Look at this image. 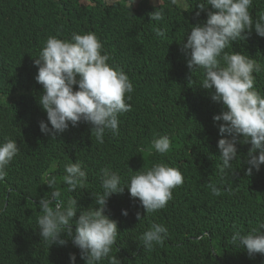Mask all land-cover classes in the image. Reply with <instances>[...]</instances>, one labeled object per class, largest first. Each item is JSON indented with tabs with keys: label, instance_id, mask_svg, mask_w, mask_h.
I'll use <instances>...</instances> for the list:
<instances>
[{
	"label": "trees",
	"instance_id": "1",
	"mask_svg": "<svg viewBox=\"0 0 264 264\" xmlns=\"http://www.w3.org/2000/svg\"><path fill=\"white\" fill-rule=\"evenodd\" d=\"M160 1L0 0V143L8 138L19 147L0 181V264H70V254L76 255V264H85L71 239L65 246L41 240L39 199L52 191L60 192L65 206L75 199L77 219L103 191L102 168L115 171L123 187L135 171L156 163L178 169L183 183L172 190L165 208L151 214L126 187L109 198L105 214L118 227L110 257L117 264H264V255L249 258L231 241L234 231L247 235L264 224V165L245 175L251 144H238L232 168L220 173L217 124L222 122H214L213 116L221 106L209 90L197 87L203 72L197 69L192 75L180 51L192 25L207 19L198 7L204 0ZM156 8L163 10L164 19L150 22ZM251 10L264 14V0H255ZM158 30L166 36L157 37ZM89 32L102 43L107 63L126 73L134 87L125 97L131 110L118 116L119 134L106 132L102 144L85 123L70 126L55 139L39 128L47 116L38 103L42 85L34 79V59L51 36L71 40L73 33ZM248 37L233 49H264V38L254 30ZM255 86L264 93V81ZM164 135L171 147L160 154L152 141ZM75 162L82 164L88 179L84 188L72 192L63 176L65 166ZM45 172L56 178L52 188L45 184ZM209 184L221 194L213 195ZM153 223L164 225L168 237L148 251L140 236Z\"/></svg>",
	"mask_w": 264,
	"mask_h": 264
},
{
	"label": "clouds",
	"instance_id": "2",
	"mask_svg": "<svg viewBox=\"0 0 264 264\" xmlns=\"http://www.w3.org/2000/svg\"><path fill=\"white\" fill-rule=\"evenodd\" d=\"M134 3L132 0V5ZM160 3L159 0L154 4ZM253 3L255 0H204L198 7L207 12V19L192 25L185 35L186 42L183 38L180 43L190 73L193 75L197 69L203 72L197 87L209 90L212 101L221 106V112L213 116L214 122H222L217 124L221 137L217 144L222 161L221 174L232 168V162L238 156V144H251L244 161L248 165L245 175L251 176L253 169L259 172L264 165V93L255 86L256 82L264 81V49H233L249 39L253 30L264 38V14L253 13ZM157 8L149 14L150 22L164 19L163 10ZM199 15L200 11H197L196 16ZM156 35L164 38L166 33L158 30ZM102 48V43L91 32L73 33L71 40L55 36L46 40L38 58L34 59V66L38 68L34 79L42 85L38 103L47 116V122H39L42 134L55 139L70 126L76 127L80 123L90 125L91 135L94 134L96 142L101 144L106 132L119 134L118 116L131 110L125 97L134 87L126 73L107 63L109 56L102 54ZM74 86L78 88L74 90ZM152 147L160 154L167 153L171 147L169 137L164 135L154 139ZM18 152L15 140L6 138L0 143V181L7 177L6 169ZM65 172L63 181L69 191L85 187L88 177L81 163L66 165ZM135 172L122 187L121 178L115 171L102 168L100 187L103 191L92 196L94 206L81 211L77 219H74L77 214L75 199L65 206L58 199L61 195L58 191L40 198L38 207L42 214L37 217V225L41 240L49 246H65L71 239L85 264H101L106 258L110 264H117L116 258L110 257L118 227L117 221L105 214L109 198L123 193L126 187L130 197L139 201L145 213L151 214L165 208L172 198V190L183 183L181 172L164 163ZM44 179L50 188L56 183V178L49 177L48 172ZM208 187L213 195L221 194L215 184ZM122 215L127 216V210L122 209ZM136 215L140 220L141 214L137 212ZM261 229L264 224L260 225V230L254 229L247 235L234 231L231 241L246 250L249 258L264 255ZM167 237L168 229L153 223L140 240L143 249L152 251L155 246H162ZM69 259L70 264H76L75 254H70Z\"/></svg>",
	"mask_w": 264,
	"mask_h": 264
},
{
	"label": "rangeland",
	"instance_id": "3",
	"mask_svg": "<svg viewBox=\"0 0 264 264\" xmlns=\"http://www.w3.org/2000/svg\"><path fill=\"white\" fill-rule=\"evenodd\" d=\"M152 2H153V3H158V2H159V0H152Z\"/></svg>",
	"mask_w": 264,
	"mask_h": 264
}]
</instances>
